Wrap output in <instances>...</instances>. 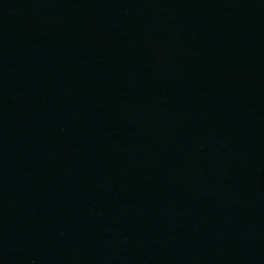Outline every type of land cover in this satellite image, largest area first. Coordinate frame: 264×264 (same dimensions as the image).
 <instances>
[{
  "label": "water",
  "instance_id": "1",
  "mask_svg": "<svg viewBox=\"0 0 264 264\" xmlns=\"http://www.w3.org/2000/svg\"><path fill=\"white\" fill-rule=\"evenodd\" d=\"M0 264H264V0H0Z\"/></svg>",
  "mask_w": 264,
  "mask_h": 264
}]
</instances>
